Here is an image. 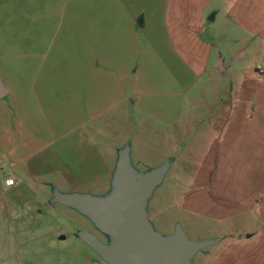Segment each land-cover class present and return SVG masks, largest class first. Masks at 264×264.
<instances>
[{"label":"crops","instance_id":"1","mask_svg":"<svg viewBox=\"0 0 264 264\" xmlns=\"http://www.w3.org/2000/svg\"><path fill=\"white\" fill-rule=\"evenodd\" d=\"M4 1L9 2L13 15L1 20L0 25H11L13 33L17 26H27L26 56L14 51L16 47L7 54L12 62L26 57L27 66H11L6 73H26L27 99L31 105L36 102L42 112L43 125L37 127L31 116L28 135L54 129L73 133L76 152L86 157L81 169L87 172L80 183H69L71 188L67 191L44 181L39 192L30 188L23 175H15L13 168L4 174L0 164V264H69L67 254L53 252L52 245L32 239L41 232L35 219L43 216L36 204H61L53 201L51 186L60 193L98 197L111 194L118 155L132 136V106H137L143 112V119L148 121L147 101L133 104L130 90L131 77L137 69L134 61L142 57L143 46L149 42L143 39L141 31L148 24L147 7L139 0H0ZM159 7L156 41L159 46L150 48L162 62L164 55L182 59L194 74L196 82L190 87L195 90L194 95L184 103L193 111L185 119L181 112L172 113L182 107L184 100L161 101L156 107L160 112L151 116L155 130L140 120L141 134L136 137V147L150 153L175 154L182 142L174 139V132L178 137L181 132L178 123L184 120L182 130L206 139L213 154H228L235 150L233 147L241 148L242 154L253 153L254 169L259 173L255 172L251 189L239 201L242 202L240 209L258 216V227L251 229L247 237L237 238L227 233L218 243L221 252L211 256L206 264H217L224 256L227 259L222 264L244 262L246 250L254 252L248 254L254 256L250 260L253 264H261L264 256V75L256 67H264V0H161ZM219 18L227 32L225 41L230 43L225 47L219 45L217 33L212 29ZM249 59L253 61L250 66L246 65ZM4 73L0 65V102L13 95L16 86L20 87L5 80ZM52 74L64 75L60 90L63 91L61 105L65 109L56 121L46 117L48 105H43L46 98L37 93L52 88L49 76ZM209 92L213 96L210 106L201 108ZM163 93L183 94L178 90ZM0 119H3L1 108ZM3 131L5 125L0 120V152ZM214 137H219L218 143ZM63 146L68 147L67 143ZM191 148L192 144L182 152L190 153ZM131 167L143 173L133 164ZM8 177L15 179L12 186L4 184ZM91 186L103 187L105 192L96 194L91 188L78 190ZM147 217L149 220L148 212ZM91 224L96 227L92 221ZM83 231L92 233L88 229ZM239 256L243 259L239 260Z\"/></svg>","mask_w":264,"mask_h":264},{"label":"rangeland","instance_id":"2","mask_svg":"<svg viewBox=\"0 0 264 264\" xmlns=\"http://www.w3.org/2000/svg\"><path fill=\"white\" fill-rule=\"evenodd\" d=\"M139 1L145 3L147 7L148 24L141 31L143 39H147L149 42L143 46L142 57L134 61L137 69L132 74L130 90L133 104H140L139 102L142 100L147 101L148 107L145 116L147 115L148 121L143 119V112L140 113L138 107L133 105L132 136L125 142L127 147H124L127 149L129 163L131 162L137 170L143 171V173L165 165L164 177L162 176L159 183L151 189L146 200L149 222L162 235L173 233L176 226H179L191 240L216 241L205 250H197L190 259L191 264H206L211 260V256H217L221 252L218 243L224 240L227 233H232L237 238L247 237L251 229L258 227V216L248 213L245 208L240 209L242 202L239 200L245 195L248 188L251 189L252 178L255 172L259 173V171L254 169L253 153H239L241 148L233 147L235 150L224 155L213 154L206 139L193 137L191 133L182 130L186 123L184 120H180L178 123V130L181 128L178 137L176 131L174 132V136H176L174 139L178 138L182 142L175 154H156L137 149L136 137L141 134L140 122L142 121V124L144 123L150 129L155 130L156 124L151 116L160 112V109L156 107L162 103L161 101L184 100L183 104L181 103L182 107L172 113L181 112L182 118L187 119V114H190L193 109H188L185 101L190 95H194L195 90L190 87L196 82L194 74L182 59L177 60L176 57L164 55V62H162L157 53L150 48L156 44L159 46L156 41H158L159 25L157 21L160 16L161 0ZM8 3L7 1L0 2V21H5L6 17L10 18L13 15ZM16 28V33H13L11 25H0V56H2L0 65L5 72L3 76L5 80H10L12 85L19 84L20 86L13 89V95H8L0 102L3 116V119L0 120L5 125V132L3 131V137H1L3 149L0 152L2 160L0 164H3L4 168L2 172L6 174L13 168L15 175H23L30 188L39 190V192L43 188L40 185L44 181L57 184L56 187L60 190L67 191L71 188L69 183H80L86 177L87 171L81 169L86 157L82 156L80 152H76L75 149L78 148L74 145L73 133L54 129L51 132L43 130L30 132L31 135H28L27 126L31 116L37 127L43 125V117L36 102H32L31 105L27 99L26 73L18 75L6 73V70L11 66H27L26 57L14 59L12 62L11 57L7 56L15 47L14 51L25 56L27 54V26L20 25ZM212 29L216 31L221 47L230 44L225 41L227 32L223 29L220 18L217 25L212 26ZM249 60H246L248 66L253 64L252 59ZM49 76L52 88L37 91V93L46 98V101L43 100L46 102L43 105H48L45 106L48 112L46 117L56 121L63 115L65 109L64 104L61 105L63 91L60 90L61 78L64 75L62 77L55 74ZM164 90H178L183 94L167 96L163 93ZM30 96L32 97L33 94L30 93ZM212 99V93L209 92L205 100H202L201 108L210 106ZM214 138L218 143L219 137ZM66 143L68 147L63 146ZM191 144L190 150L193 151L182 152L185 147ZM216 150L217 148L214 147V151ZM260 172L262 173V171ZM85 188H91L96 194L105 192L103 187L96 186L82 187L78 190H86ZM55 189L54 186H51V190ZM237 206H239V210H236ZM36 208L41 210L43 216L35 219L36 224L41 227V232L34 235L36 238H32L34 241L52 245L53 252L67 254L70 259L69 264H90L93 261L92 258L99 261L100 264H104L99 255L81 239L79 232L88 229L99 240L107 243L109 237L105 231L94 227L88 218L73 208L49 202L38 203ZM61 236H64L65 239H60ZM256 252L258 251L256 250ZM227 253L226 250L225 255ZM252 253L244 251L245 255L243 256L246 260L240 262L239 260L243 258L239 256V260L236 259L239 262L235 264H253L250 260L254 256L248 255ZM226 259V256L222 257V260H218L217 264H222ZM261 264H264V256Z\"/></svg>","mask_w":264,"mask_h":264},{"label":"water","instance_id":"3","mask_svg":"<svg viewBox=\"0 0 264 264\" xmlns=\"http://www.w3.org/2000/svg\"><path fill=\"white\" fill-rule=\"evenodd\" d=\"M0 87V94H1ZM165 165L146 173L136 172L130 165L127 149L120 153L110 195L60 193L54 190L53 201L76 208L105 231L107 243L93 233L79 235L107 264H191L199 249L205 250L214 240H191L181 227L162 235L148 220L146 200L151 189L159 183ZM144 199V202H143ZM91 264H100L92 261Z\"/></svg>","mask_w":264,"mask_h":264},{"label":"built area","instance_id":"4","mask_svg":"<svg viewBox=\"0 0 264 264\" xmlns=\"http://www.w3.org/2000/svg\"><path fill=\"white\" fill-rule=\"evenodd\" d=\"M257 70L260 75H264V67L262 65H257ZM15 183V179L13 177H8L4 180L5 186H12Z\"/></svg>","mask_w":264,"mask_h":264},{"label":"flooded vegetation","instance_id":"5","mask_svg":"<svg viewBox=\"0 0 264 264\" xmlns=\"http://www.w3.org/2000/svg\"><path fill=\"white\" fill-rule=\"evenodd\" d=\"M105 264V263H104Z\"/></svg>","mask_w":264,"mask_h":264}]
</instances>
